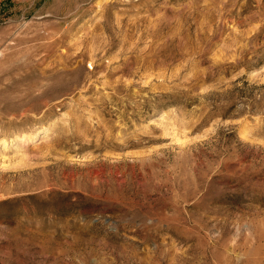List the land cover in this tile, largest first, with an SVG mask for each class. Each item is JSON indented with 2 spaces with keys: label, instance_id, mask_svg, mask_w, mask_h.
Listing matches in <instances>:
<instances>
[{
  "label": "rangeland",
  "instance_id": "374dc122",
  "mask_svg": "<svg viewBox=\"0 0 264 264\" xmlns=\"http://www.w3.org/2000/svg\"><path fill=\"white\" fill-rule=\"evenodd\" d=\"M0 264H264V0H0Z\"/></svg>",
  "mask_w": 264,
  "mask_h": 264
}]
</instances>
